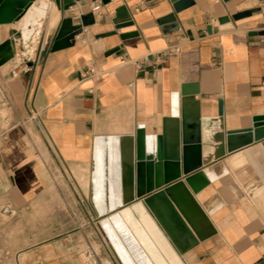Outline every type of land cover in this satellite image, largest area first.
I'll return each instance as SVG.
<instances>
[{"label":"crops","instance_id":"crops-1","mask_svg":"<svg viewBox=\"0 0 264 264\" xmlns=\"http://www.w3.org/2000/svg\"><path fill=\"white\" fill-rule=\"evenodd\" d=\"M94 1L68 10L53 2L25 49L24 17L0 23V44L11 39L15 51L0 67L11 76L8 98L18 115L0 133V208L19 214L63 186L77 206L74 216L85 219L86 240L104 237L93 200L99 152L109 165L111 138L133 136L139 126L162 133L163 119L181 110L182 86L197 84L204 164L183 176L194 209L184 213L187 200L168 196L159 219L147 202L154 195L141 201L183 264H264V142L215 157L227 130L252 126L264 110V34H250L264 30V0H194L180 11L176 0H110L93 23L53 50L63 18L79 23ZM171 13L175 21L159 23ZM126 20L133 24L116 28ZM89 67L103 76H88ZM57 249L50 242L35 251L61 264Z\"/></svg>","mask_w":264,"mask_h":264},{"label":"water","instance_id":"water-1","mask_svg":"<svg viewBox=\"0 0 264 264\" xmlns=\"http://www.w3.org/2000/svg\"><path fill=\"white\" fill-rule=\"evenodd\" d=\"M36 0H0V23H10L22 19L28 11L35 5ZM39 0L38 5L40 4ZM50 8L53 2L60 9L68 10L74 7L77 2L82 0H47ZM110 0H103L108 3ZM194 0H176L174 2L175 11L192 4ZM228 1V0H225ZM237 14L235 17L240 18L250 15L252 11ZM48 11V10H47ZM50 11V10H49ZM49 11L41 18V25L37 27V35L41 33ZM95 14L90 11L81 14L80 22L74 24L73 17H64L56 40L53 45V50L59 49L67 45L72 36L78 33L83 26L89 25L95 21ZM229 19L228 16L221 18L224 22ZM175 21V14L171 13L159 20L160 24H166ZM133 24L132 20H126L116 23V28ZM138 32H128L122 34V38L137 35ZM251 35L264 34V30L253 31ZM22 47H29L32 39L24 40L23 27L20 31ZM14 46L11 39L5 40L0 44V64L10 60L14 56ZM24 52L23 55H25ZM198 91L197 84L182 86L181 110L172 116L163 119L162 133L157 136L148 135L143 126H139L136 134L133 136H121L118 139L111 138L112 145L116 147V152L112 154L110 147L109 165L106 163V156L102 151L98 154L99 164L95 171L94 186L106 185L111 179L117 182L121 190V204L118 207L128 205L135 200H144L146 197L153 196L158 192H163L166 195L169 190L177 185H184V178L189 177L195 171L203 167V147L204 140L202 134V119L200 115L199 102L195 99V93ZM129 137L132 139V154L130 161L125 159L123 139ZM151 138V139H150ZM151 140V141H150ZM115 141V142H114ZM264 142V110L262 113L253 116V124L250 127L231 129L226 131V137L220 142L219 150L215 154L216 158L221 157L226 152L231 153L255 142ZM112 154V159H111ZM117 163L114 169L112 162ZM113 173H110V170ZM108 171V177L105 178L103 172ZM127 182L131 187V195L127 196ZM93 186V188H94ZM96 193L93 190V200L95 203ZM117 207V208H118ZM115 208V209H117ZM115 209L108 212L100 213L102 216L100 224L104 232L103 218ZM107 234V233H106ZM108 236V235H107ZM114 250L123 264L116 245L109 238Z\"/></svg>","mask_w":264,"mask_h":264},{"label":"rangeland","instance_id":"rangeland-1","mask_svg":"<svg viewBox=\"0 0 264 264\" xmlns=\"http://www.w3.org/2000/svg\"><path fill=\"white\" fill-rule=\"evenodd\" d=\"M10 77L0 67V133L18 121L8 98ZM51 195L47 203L36 204L19 214L0 208V264H50L52 261L47 256L35 251L50 242H56L57 260L61 264H123L106 235L99 234L97 238L94 234L91 241L86 240L87 236L80 230L85 219L74 216L77 206L71 203L63 186ZM90 206L87 203L89 209ZM87 226L88 232L91 223ZM72 232L76 233L74 241H71ZM25 250L31 255L25 257L22 254Z\"/></svg>","mask_w":264,"mask_h":264},{"label":"bare ground","instance_id":"bare-ground-1","mask_svg":"<svg viewBox=\"0 0 264 264\" xmlns=\"http://www.w3.org/2000/svg\"><path fill=\"white\" fill-rule=\"evenodd\" d=\"M47 2V0H41L39 5L38 3H35V5L24 16L21 27H23L25 42H27L29 38H32V36L37 32L36 28L41 25V18L45 16L48 12L47 10H49ZM123 145L125 159L130 161L132 154V139L129 137H124ZM111 152L112 154L116 152V147L114 145L111 146ZM110 173H113L112 169L110 170ZM103 175L105 178H107L108 171L103 172ZM103 183L104 182H102V185L99 187L94 186L93 188L94 192L96 193L95 206L100 213L108 212L117 208L121 204V190L120 186L117 185V182L111 179L104 186ZM126 188L127 196H130L131 187L129 186L128 182ZM168 196H171L176 200H187H183L185 202L184 210H186L184 213L187 211L192 212V209H194L193 205H195V203H193V197L187 190L185 184H177L169 190L167 195L163 192H159L153 197L147 199V202L154 208L157 215L159 216V219L161 218L160 212L162 210L160 208L162 206L161 202L164 199L168 200L170 198H168ZM181 208L183 207L181 206ZM102 222L107 233H105L106 237L108 240L110 238L116 245L117 250L125 264H183L179 255L174 250L143 201L135 200L128 205L118 207L109 213V215L105 216Z\"/></svg>","mask_w":264,"mask_h":264},{"label":"built area","instance_id":"built-area-1","mask_svg":"<svg viewBox=\"0 0 264 264\" xmlns=\"http://www.w3.org/2000/svg\"><path fill=\"white\" fill-rule=\"evenodd\" d=\"M102 5H103V0H95L93 2V5H92V12L97 15L101 12V8H102ZM179 49L178 48H172L170 50V53H176L178 52ZM86 74L96 80H99L102 76H103V73L101 71H98L96 70L95 68L93 67H89L88 68V71L86 72ZM264 83V81H263Z\"/></svg>","mask_w":264,"mask_h":264}]
</instances>
